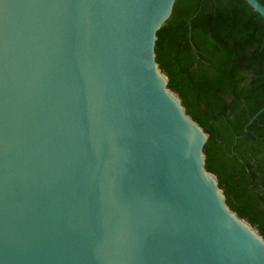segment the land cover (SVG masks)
Wrapping results in <instances>:
<instances>
[{
  "label": "water",
  "instance_id": "1",
  "mask_svg": "<svg viewBox=\"0 0 264 264\" xmlns=\"http://www.w3.org/2000/svg\"><path fill=\"white\" fill-rule=\"evenodd\" d=\"M175 1L0 0V264H264L156 61Z\"/></svg>",
  "mask_w": 264,
  "mask_h": 264
},
{
  "label": "trees",
  "instance_id": "2",
  "mask_svg": "<svg viewBox=\"0 0 264 264\" xmlns=\"http://www.w3.org/2000/svg\"><path fill=\"white\" fill-rule=\"evenodd\" d=\"M155 54L208 134L205 167L227 205L264 237V17L246 0H176Z\"/></svg>",
  "mask_w": 264,
  "mask_h": 264
}]
</instances>
